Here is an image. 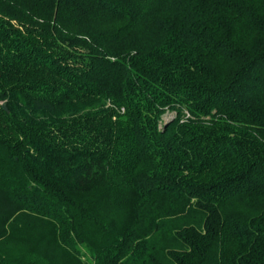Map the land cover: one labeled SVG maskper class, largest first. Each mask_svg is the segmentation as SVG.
<instances>
[{
    "label": "trees",
    "instance_id": "obj_1",
    "mask_svg": "<svg viewBox=\"0 0 264 264\" xmlns=\"http://www.w3.org/2000/svg\"><path fill=\"white\" fill-rule=\"evenodd\" d=\"M0 264H264V0H0Z\"/></svg>",
    "mask_w": 264,
    "mask_h": 264
},
{
    "label": "rangeland",
    "instance_id": "obj_2",
    "mask_svg": "<svg viewBox=\"0 0 264 264\" xmlns=\"http://www.w3.org/2000/svg\"><path fill=\"white\" fill-rule=\"evenodd\" d=\"M176 116V111H168L163 115V122L162 123H167L170 120H172ZM82 253L83 256L86 258V254L90 256L91 254L89 253L88 249L85 246H82ZM89 258V257H88Z\"/></svg>",
    "mask_w": 264,
    "mask_h": 264
}]
</instances>
